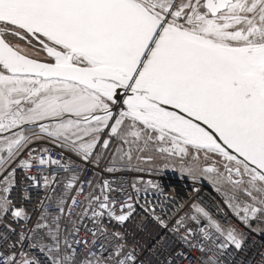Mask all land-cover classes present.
Wrapping results in <instances>:
<instances>
[{"label": "snow or ice", "instance_id": "6c2138e0", "mask_svg": "<svg viewBox=\"0 0 264 264\" xmlns=\"http://www.w3.org/2000/svg\"><path fill=\"white\" fill-rule=\"evenodd\" d=\"M89 166L206 180L227 211L169 223L139 204L159 181L133 196ZM34 168L28 187L52 195L29 210L17 170ZM141 207L171 235L143 257ZM256 235L264 0H0V264H247Z\"/></svg>", "mask_w": 264, "mask_h": 264}, {"label": "built area", "instance_id": "2783aa9c", "mask_svg": "<svg viewBox=\"0 0 264 264\" xmlns=\"http://www.w3.org/2000/svg\"><path fill=\"white\" fill-rule=\"evenodd\" d=\"M48 147L50 148L53 158L63 159L58 149L52 146ZM73 159L76 158L73 157ZM38 171H40V169L36 168L27 173L20 169L17 170V177L21 189H27L30 193V199L24 201V206L29 210L38 208L41 201L47 204V197L52 195L50 191L45 190L42 182L40 187H28L32 181L28 180L26 177L36 175ZM93 177L97 180L106 179L108 181H114L113 187L122 186L125 192H129L133 196L136 195L135 191L131 188L133 183L138 184L141 179L144 181L148 179L159 181L162 192H154L150 189L146 194V199H139V204L141 206L155 208L156 213L162 218L167 219L169 223L174 222L178 216H182L189 212V206L192 204H199L206 207L216 217L221 214L218 212V209L224 212L227 211L221 202V197L214 190L212 185L207 182L208 187H205L198 182L194 183L188 177H182L179 173L169 172L164 176H149L147 173L134 171L107 173L103 171V168L96 169L89 166L86 179ZM196 189L199 190L197 191ZM56 195H60L59 188L56 189ZM140 196L145 197V193L142 192ZM119 198L124 199L125 197L121 195ZM87 226L89 228L94 227L91 222H87ZM138 226L140 227L138 228ZM128 231L137 240H140L142 244H145V249L141 253L142 257L149 254L148 245L155 242L157 234L166 235L171 238V235L165 233L150 215L145 214L142 207L137 209L134 219L128 224ZM262 257H264V239L258 235L253 236L250 238L248 250L243 258L246 260L247 264H262ZM185 264H187V262H185Z\"/></svg>", "mask_w": 264, "mask_h": 264}, {"label": "bare ground", "instance_id": "6f19581e", "mask_svg": "<svg viewBox=\"0 0 264 264\" xmlns=\"http://www.w3.org/2000/svg\"><path fill=\"white\" fill-rule=\"evenodd\" d=\"M199 184L205 186V187H208V185H206L204 182H200V181H197Z\"/></svg>", "mask_w": 264, "mask_h": 264}, {"label": "rangeland", "instance_id": "374dc122", "mask_svg": "<svg viewBox=\"0 0 264 264\" xmlns=\"http://www.w3.org/2000/svg\"><path fill=\"white\" fill-rule=\"evenodd\" d=\"M170 173H178V172H170ZM203 182H204L206 185H208V184H207L208 181L205 180V181H203ZM208 183H209V182H208ZM209 184L212 185L211 183H209ZM212 187H213V185H212Z\"/></svg>", "mask_w": 264, "mask_h": 264}]
</instances>
